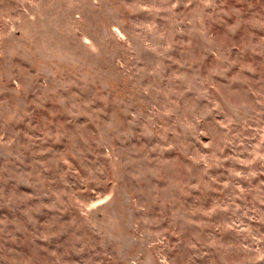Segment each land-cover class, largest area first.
<instances>
[{"label": "rangeland", "instance_id": "rangeland-1", "mask_svg": "<svg viewBox=\"0 0 264 264\" xmlns=\"http://www.w3.org/2000/svg\"><path fill=\"white\" fill-rule=\"evenodd\" d=\"M0 264H264V0H0Z\"/></svg>", "mask_w": 264, "mask_h": 264}]
</instances>
